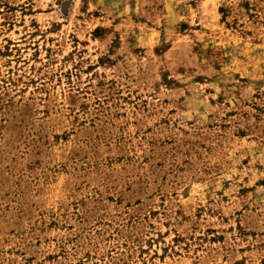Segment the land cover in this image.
I'll use <instances>...</instances> for the list:
<instances>
[{
    "label": "rangeland",
    "instance_id": "obj_1",
    "mask_svg": "<svg viewBox=\"0 0 264 264\" xmlns=\"http://www.w3.org/2000/svg\"><path fill=\"white\" fill-rule=\"evenodd\" d=\"M0 264H264V0H0Z\"/></svg>",
    "mask_w": 264,
    "mask_h": 264
}]
</instances>
